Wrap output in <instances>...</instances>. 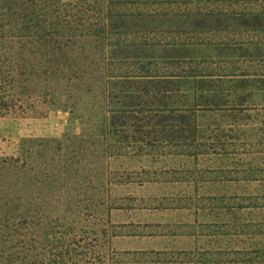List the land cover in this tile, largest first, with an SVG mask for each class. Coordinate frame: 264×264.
Instances as JSON below:
<instances>
[{
    "label": "rangeland",
    "instance_id": "rangeland-1",
    "mask_svg": "<svg viewBox=\"0 0 264 264\" xmlns=\"http://www.w3.org/2000/svg\"><path fill=\"white\" fill-rule=\"evenodd\" d=\"M258 228L264 0H0V264H222L186 252Z\"/></svg>",
    "mask_w": 264,
    "mask_h": 264
},
{
    "label": "trees",
    "instance_id": "trees-1",
    "mask_svg": "<svg viewBox=\"0 0 264 264\" xmlns=\"http://www.w3.org/2000/svg\"><path fill=\"white\" fill-rule=\"evenodd\" d=\"M28 15L29 14H27V16L25 17V27L30 29L34 26L33 21L35 18L30 17ZM32 24H33V26H29ZM1 35H2V37H5L7 35V32L5 29L1 32ZM21 222H22V225H26V226L28 224L36 225L35 221L27 220L26 218L23 219ZM72 223H75V222L73 220H71V224ZM178 223L179 222H175L172 226L174 228H176V227L180 228V225ZM190 226H194V225H192V224L187 225V227H190ZM5 227H6L5 230L7 232L8 227L7 226H5ZM2 229H3V227H2ZM193 231H195V230H193ZM257 231L258 232L264 231V229L262 230V228H258ZM10 233H12V232L10 231ZM34 242L35 241H33L32 238H30V239L28 238V241L25 240V245H32L35 247ZM4 243H6V240H4ZM25 247H27V246H25ZM1 248H2V246H1ZM1 248H0V251H1ZM186 253H189L188 257L191 258V259H189V261H199V262L203 261L204 263H208V261L213 260L211 256H213L214 258L216 256L217 260L220 261L222 264H255L257 261L262 262L264 259V249H262V248H261V250H258L257 252H255V254L250 248H247L244 251L240 250L239 252H231V250H226V251L219 250L217 252V254H220V255H213L216 253H212L210 251H202L200 253H197V252H195V253L194 252H186ZM239 254H241V256H239ZM249 254H251V255L249 256ZM1 256H2V254H1ZM22 260H24L23 262H26L27 264H30L32 262L31 260H29V257L27 256V254H25V256H22ZM189 261H187V262H189ZM54 264H58V262L54 261Z\"/></svg>",
    "mask_w": 264,
    "mask_h": 264
},
{
    "label": "crops",
    "instance_id": "crops-1",
    "mask_svg": "<svg viewBox=\"0 0 264 264\" xmlns=\"http://www.w3.org/2000/svg\"><path fill=\"white\" fill-rule=\"evenodd\" d=\"M143 1H156L157 3L158 2H160V4H162L163 3V1H165V2H175V1H181V0H129V3L130 4H135V5H137L138 4V2H143ZM146 3V2H145ZM126 4V3H125ZM124 4V5H125Z\"/></svg>",
    "mask_w": 264,
    "mask_h": 264
}]
</instances>
